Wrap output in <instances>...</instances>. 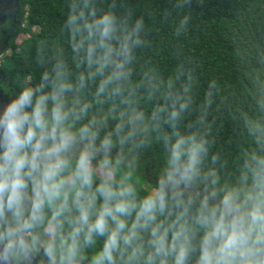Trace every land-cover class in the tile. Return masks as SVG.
I'll use <instances>...</instances> for the list:
<instances>
[{
    "label": "clouds",
    "instance_id": "clouds-1",
    "mask_svg": "<svg viewBox=\"0 0 264 264\" xmlns=\"http://www.w3.org/2000/svg\"><path fill=\"white\" fill-rule=\"evenodd\" d=\"M193 3L61 0L0 79V264H264V45L206 78Z\"/></svg>",
    "mask_w": 264,
    "mask_h": 264
},
{
    "label": "trees",
    "instance_id": "trees-1",
    "mask_svg": "<svg viewBox=\"0 0 264 264\" xmlns=\"http://www.w3.org/2000/svg\"><path fill=\"white\" fill-rule=\"evenodd\" d=\"M27 37L1 57V69L7 77L26 75V61L36 54L43 39H54L61 0H24ZM163 6L164 0H154ZM198 12V27L185 40L186 50L202 64L204 76L216 75L225 82L237 79L232 52L241 40L264 45V0H207L203 7L192 4ZM162 31H166L162 29ZM166 53H162V56Z\"/></svg>",
    "mask_w": 264,
    "mask_h": 264
},
{
    "label": "flooded vegetation",
    "instance_id": "flooded-vegetation-1",
    "mask_svg": "<svg viewBox=\"0 0 264 264\" xmlns=\"http://www.w3.org/2000/svg\"><path fill=\"white\" fill-rule=\"evenodd\" d=\"M27 6L24 0H0V61L1 57L10 54L11 44H18L14 39L24 32L26 27L25 16ZM0 78H8L1 69Z\"/></svg>",
    "mask_w": 264,
    "mask_h": 264
},
{
    "label": "rangeland",
    "instance_id": "rangeland-1",
    "mask_svg": "<svg viewBox=\"0 0 264 264\" xmlns=\"http://www.w3.org/2000/svg\"><path fill=\"white\" fill-rule=\"evenodd\" d=\"M26 37H27V34H26V33H20V34H18V35L16 36V38L14 39V41L17 43V42L23 40V39L26 38ZM0 79H1V78H0Z\"/></svg>",
    "mask_w": 264,
    "mask_h": 264
}]
</instances>
